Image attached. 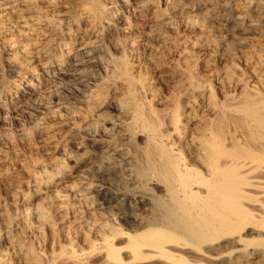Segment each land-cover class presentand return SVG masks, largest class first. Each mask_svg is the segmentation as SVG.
Returning <instances> with one entry per match:
<instances>
[{
	"label": "bare ground",
	"instance_id": "bare-ground-1",
	"mask_svg": "<svg viewBox=\"0 0 264 264\" xmlns=\"http://www.w3.org/2000/svg\"><path fill=\"white\" fill-rule=\"evenodd\" d=\"M19 111L0 264H264V0H0Z\"/></svg>",
	"mask_w": 264,
	"mask_h": 264
},
{
	"label": "rangeland",
	"instance_id": "rangeland-1",
	"mask_svg": "<svg viewBox=\"0 0 264 264\" xmlns=\"http://www.w3.org/2000/svg\"><path fill=\"white\" fill-rule=\"evenodd\" d=\"M57 87V86H56ZM55 86L53 87V85L51 86V90H55V88H56ZM58 88V87H57ZM56 88V89H57ZM60 88V87H59ZM62 90V89H61ZM63 91V90H62ZM66 91H69V89H66L65 91H64V93H60V95H61V98L63 99V101L65 100L66 102L67 101H72L73 100V102L74 103H76L77 102V104L79 105V100H78V98H76L75 96L73 97V94L71 93V95L68 93V92H66ZM65 92H66V94H65ZM64 94V95H63ZM69 97H68V96ZM65 96V97H64ZM72 96V97H71ZM68 97V98H67ZM71 97V98H70ZM74 98H75V101H74ZM72 99V100H71ZM71 109L73 110V109H75V110H78L79 109V107L76 105V104H74V105H71ZM74 107V108H73ZM77 107H78V109H77ZM17 112V111H16ZM20 112V111H19ZM18 112V113H19ZM18 113H14L13 112V114L12 113H6L5 115H6V117L5 116H3V115H0V120L1 121H5L6 122V131L8 130V133L10 132L11 134L12 133H15L16 132V130L18 129H20L21 127L20 126H22L23 124V122L25 121V122H27L28 121V119H27V117L25 116V114L24 113H22V112H20L19 114ZM8 114V115H7ZM16 114V115H15ZM10 115V116H9ZM13 115V116H12ZM3 116V117H2ZM19 116V118H17ZM12 117V118H11ZM22 117V118H21ZM26 117V118H25ZM17 119H20V120H18L17 121ZM22 119V120H21ZM19 121H21L20 123L22 124H19ZM12 122V123H11ZM16 122V123H15ZM24 122V124H26L27 125V123H25ZM15 124H16V126H15ZM10 127H9V126ZM19 125V126H18ZM7 127H9V128H7ZM16 129V130H15ZM22 148V147H21Z\"/></svg>",
	"mask_w": 264,
	"mask_h": 264
}]
</instances>
